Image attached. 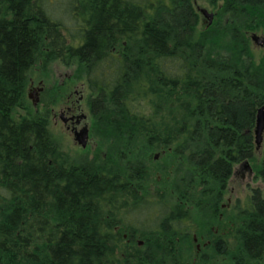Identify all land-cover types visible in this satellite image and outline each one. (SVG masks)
Wrapping results in <instances>:
<instances>
[{"label": "trees", "instance_id": "16d2710c", "mask_svg": "<svg viewBox=\"0 0 264 264\" xmlns=\"http://www.w3.org/2000/svg\"><path fill=\"white\" fill-rule=\"evenodd\" d=\"M194 1L0 0V264H183L169 250L191 248L190 228H208L234 168L253 160L264 105L251 40L264 36V0H207L217 20L201 32ZM38 59L82 73L104 152L71 156L49 109L26 103ZM261 143L264 183V132ZM155 153L162 190L150 193ZM216 238L208 248L226 261L232 248L236 264L262 258L259 190L232 240Z\"/></svg>", "mask_w": 264, "mask_h": 264}, {"label": "rangeland", "instance_id": "374dc122", "mask_svg": "<svg viewBox=\"0 0 264 264\" xmlns=\"http://www.w3.org/2000/svg\"><path fill=\"white\" fill-rule=\"evenodd\" d=\"M194 6L195 8L198 6L204 7L209 12L213 13L212 23L209 26H207L206 25L207 19L201 13L198 12L199 23H198L197 30L201 32L203 30H206L208 27L212 26L215 20H217V8L211 5L207 0H196L194 1ZM257 35L262 36L261 33H257ZM252 45L254 47L255 56L258 57V55L263 51V47L260 45L254 44V42H252ZM67 74H71L72 77L76 78L75 80L76 83L82 86V89L84 93L86 94L87 86L84 80V76L82 75V73L81 74L78 73L74 65H69V64L67 65V63H64L58 60H53V61H50L44 64L42 62V59H38L34 63V65L31 67L28 73V77H27L28 81H27V85L25 88L26 103L30 104L32 108L38 110L39 112L41 113L43 112V106L41 104H37L36 102L37 98L34 95L35 89L31 87L34 85L36 88L38 86V83L42 82L43 85H45V87L48 89V93H47V98H49L47 99L48 103L50 100H52L53 101L52 107L56 108L57 103L55 102H57V100L55 101L53 99V95H54L53 92L56 93L58 91L57 88H58L59 82L62 81L64 76ZM58 95L59 93H57V97ZM85 109L87 111V107H85ZM60 127H61L60 125H54L53 122L50 120L49 128L51 132L53 133L55 141L59 144L60 148L64 149V151H66L71 156L91 157L94 155L95 151H97L96 150L97 148L96 149L94 148L95 146L98 147V145L100 147V150L104 152L105 147L101 146V144L99 143L100 140L98 137L97 139H98L99 144L98 145L95 144V139H94L95 134H93L92 130L90 132L88 144L86 145V147L82 148L81 146L74 144L71 137L67 135L66 133H64ZM91 128H92V120H91ZM262 139H263V136H262ZM262 149L263 148H262V143H261L260 146L257 149H255L253 160H250L248 162V167L253 172L252 174H250L251 177L249 178V176H247V171H245L244 180H242V177L236 176V177H233L231 182L227 184V188L224 191L223 198L219 204V209L214 214L213 219L210 220V222L207 225V226L209 225L211 226V227L209 226L212 231L211 233L215 232V230H217L218 228V231L222 232V236H224L230 228V221H232V217H233V212H234L233 206H234L235 200L241 199L245 194H247L250 187L251 188L256 187V186L264 187V183L262 181H259L258 178H255L256 169L260 165V162H261ZM160 157L161 156L159 155L154 157V154H153V156L149 159V169H150L151 175H150L149 184L144 185V188L150 193H155L157 192V190H162V187L155 183L156 181H160V180L162 181V171L160 170L161 159H159ZM170 189L171 188H168V189L166 188V191L164 193L162 192L163 194L160 192L162 196L165 197L166 200H170L169 199L170 195L168 194L169 192H171ZM173 199L177 200V198H173ZM169 202L172 203V201H169ZM191 207L188 206L186 208V213L193 220L192 222H195L194 220L195 212ZM202 220L203 222L205 221L204 218H202ZM199 227L197 228L198 230L196 232V241L193 242V240H190L193 253L194 251L196 252V247H197L196 244H199L200 246H202V244L206 241L207 234L205 233L207 232L204 231L205 229L199 228ZM139 241H142L141 237H137V239L135 240V245L140 248L144 247L145 242L144 243L142 242L141 245H138ZM178 248L182 249L180 245ZM200 253L201 252H199V254ZM215 258L216 259L219 258L220 260L218 259L219 261L214 262V259H208L205 261H198L197 263H194V264H229V262L226 261L225 258H222V257H215ZM187 263L192 264V260L191 259H188L185 261L183 260V264H187ZM255 264H264V255L262 256L261 259L256 260Z\"/></svg>", "mask_w": 264, "mask_h": 264}, {"label": "flooded vegetation", "instance_id": "af4514ba", "mask_svg": "<svg viewBox=\"0 0 264 264\" xmlns=\"http://www.w3.org/2000/svg\"><path fill=\"white\" fill-rule=\"evenodd\" d=\"M50 2H54L56 0H48ZM263 47L264 49V44L260 45ZM76 79L72 77L71 74H67L64 76V78L62 79V81L59 82L58 84V88H57V92L54 93L53 92V99L57 102V107L53 108L51 101H47V93H48V89L45 87V85H43L42 82L38 83V86L35 88V86H31L33 89H35V97L37 104H41L43 107H46L49 109L50 112V120L53 122L54 125H60L61 129L63 130L64 133H66L67 135H69L71 137V139L73 140L74 144L81 146L82 148L86 147V145L88 144V139L90 137V132L92 130L91 128V114L89 112L88 106H87V101H88V91L85 94L82 86L78 85L75 81ZM32 85V83H31ZM37 91V92H36ZM57 93H59L58 97H57ZM37 94V95H36ZM85 107H87V111L85 109ZM93 124V122H92ZM87 134V138H86V143L84 146H82L79 143V137L81 136L82 133ZM95 144L98 145V139L95 138ZM97 147L95 146L94 149H96ZM158 153L154 154V157L158 156ZM160 156V155H159ZM249 162V161H248ZM245 171H247V176H249V178L251 177L250 174H252V170L249 169L248 166L244 165L243 162L238 164L229 180L228 183L231 182V180L233 179V177L239 176L242 177V180L245 179ZM248 178V179H249ZM255 178H257L256 174H255ZM259 179V178H258ZM248 181V180H247ZM259 181H261L259 179ZM227 183V184H228ZM227 188V186H226ZM225 188V190H226ZM224 190V191H225ZM256 190H259L260 192V196L264 198V187L261 186H256L249 189L248 193L245 194L241 199H236L234 206H233V217H232V221H230V228H229V232H230V241L233 238V234H235V229H236V225H237V218L239 217L240 213H241V209L245 206V204L248 202V200L252 197L253 192H256ZM224 192L221 195V198H223ZM221 202V201H220ZM220 202H218L217 205V209L215 212H212L213 214H215L218 209H219V204ZM182 203V202H181ZM184 204H186V207H188L187 205V200L184 201ZM186 212V209H185ZM214 216V215H213ZM221 218V217H219ZM186 226H188V224H186ZM210 226V225H209ZM208 226V227H209ZM211 227V226H210ZM207 228L205 231L207 233L206 235V241L202 244V246H200L199 244H196V252L193 250L192 248H182L179 249L178 247H176L175 249L169 250V252L172 254V256H182L184 257V261L191 259L192 260V264L197 263L198 261H205L208 259H214V262L219 261L218 259H216L215 257H221L219 250L215 249V248H208V246L211 244V239H217L216 237H220L222 236V232L215 230V232L211 233V228ZM197 228L191 227L190 228V240H193V242L196 241V232H197ZM209 233L211 235V237L209 236ZM128 236V232L126 231V233H123V238H125L126 242H129V239H126V237ZM205 237V235H204ZM137 239V237L135 238V240ZM134 240V241H135ZM142 242L144 243V239L142 238V241L138 242V245H141ZM176 242H177V246L179 244V240L176 238ZM140 248V247H139ZM204 249V250H203ZM235 249H231L226 251V253H230V260H228L230 263L229 264H236L235 259L233 258V254H234ZM199 252H201L199 254ZM225 253V254H226ZM199 254V255H198ZM264 255V254H263ZM262 255V256H263ZM197 256V258H196ZM226 260V259H225ZM189 264V263H187Z\"/></svg>", "mask_w": 264, "mask_h": 264}, {"label": "water", "instance_id": "95a60500", "mask_svg": "<svg viewBox=\"0 0 264 264\" xmlns=\"http://www.w3.org/2000/svg\"><path fill=\"white\" fill-rule=\"evenodd\" d=\"M197 11L201 13L206 19V25L209 26L213 20V13L209 12L204 7H196ZM251 40L254 44L263 45L264 44V36H259L256 33L251 34ZM264 132V105L259 107L256 111L255 115V128H254V142L256 145V149L260 146L262 141V136ZM87 134L82 133L79 137V143L84 146L86 143ZM244 165L248 166V161L243 162Z\"/></svg>", "mask_w": 264, "mask_h": 264}]
</instances>
